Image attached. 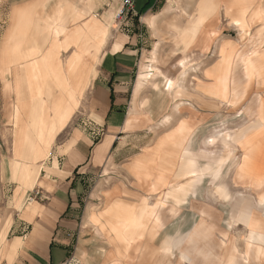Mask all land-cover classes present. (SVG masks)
<instances>
[{
    "label": "crops",
    "instance_id": "crops-1",
    "mask_svg": "<svg viewBox=\"0 0 264 264\" xmlns=\"http://www.w3.org/2000/svg\"><path fill=\"white\" fill-rule=\"evenodd\" d=\"M123 1L113 0L101 15L104 0H0V111L3 125L10 127L9 167L11 179L17 182L11 199L0 206V225L8 220L0 264H65L72 256L80 261L84 255L86 262L80 264H144L147 256L149 264H158L159 239L164 237L166 252L160 254L171 257L179 251L183 264H264V215L256 208L237 216L244 223V237L233 230L228 235L219 227L220 217L204 209L193 229L190 223L182 227L191 231L170 238L175 222L190 220L191 207L197 205L192 195L205 174L210 171L219 180L222 170L202 167L193 155L200 158L216 141L195 135L210 119L192 104L175 107L174 114L185 113L174 124L167 118L155 127L164 105L154 98L159 93L144 84L152 76L144 73L145 46L130 27L111 37L110 27ZM218 3L213 12L196 7L194 19L173 29H182L184 48L209 53L214 46L218 53L217 60L203 69V78L193 84L201 90L203 105L207 92L218 105L232 104L216 87L222 49L230 44L227 78L236 81V103L246 94L255 97L246 109L248 122L222 141L240 154L232 173L234 184L263 204L264 0ZM140 4L138 0L136 7ZM145 19L153 32L159 31L156 15ZM226 29L236 35L222 37ZM179 63L185 66L183 60ZM31 64L38 69L32 72ZM27 72L42 91L33 99ZM168 72L161 73L170 94L178 83ZM179 89L185 88L179 85ZM18 102L23 122L16 126ZM34 112L38 126L44 119L45 130L41 139H34L39 151L36 161L29 156L39 166L32 170L35 179L30 186L14 171V158L26 156L24 144L17 155L16 148L20 128L31 124ZM75 119L86 128L68 129ZM67 129L69 133L63 134ZM96 131L103 132L100 138ZM57 141L66 144L59 153L66 157L64 165L46 167L45 146L49 144L50 150ZM225 162L223 158L218 164ZM215 186L221 198L231 197L227 187ZM29 189H39L42 197L31 199ZM179 204L183 205L178 211ZM90 256L98 258L91 263Z\"/></svg>",
    "mask_w": 264,
    "mask_h": 264
},
{
    "label": "rangeland",
    "instance_id": "rangeland-1",
    "mask_svg": "<svg viewBox=\"0 0 264 264\" xmlns=\"http://www.w3.org/2000/svg\"><path fill=\"white\" fill-rule=\"evenodd\" d=\"M104 1L106 2V4L104 8L101 9V15L104 13V11L108 10V8L112 7L113 3V0ZM133 1L134 7L128 16H125L123 19H118V17L117 19L115 18L116 22L114 26L110 27L111 37L114 38L116 34L123 32L122 29L130 27L133 29V31L138 33L140 40L143 42V46H145V50L143 52V54H145L143 65L146 67V69L144 70V73L147 72L152 76L149 81L145 80L144 84L146 88L159 93L156 94L154 98L157 99V102L161 101V103H163L164 105V110L159 111V115L157 117V120L155 121V127L158 128L159 125L167 118H169V122L174 124V120L182 118V115L185 113V111H181L178 114H174L175 107L178 104H182L181 108H187L189 104H192V106H195L198 110H201L202 113H206L208 115V120L210 119L207 122L206 126L201 128V132H198L197 129L195 135H204L207 141H210L211 139L209 138L213 137L216 141L213 145L208 144L205 153L200 154V158H198V155H193L195 156L196 160L199 159V161H201L202 167H221L222 170V175L219 180H214V173L210 171L205 174V178L203 179V181H201L199 189L196 190V195H192V197H195V203L197 205L196 207L193 205L191 207L190 220H186L185 222L182 220L175 222L173 225V234L169 236L170 238H179L185 236V234L188 231H191L197 224V220H199L197 216L201 215V213H204L201 211L206 209L208 210V213L220 217L219 227H221L224 232L229 231L228 235H230L231 230H233L238 231L239 236L244 237L246 236L247 232L245 227L243 226L244 223L238 221L237 216H239L245 209H248L249 211V209L253 210V208H256L260 211V214L264 215V203L257 204L255 195L248 193V191H246L244 188L236 186L234 184L232 173L234 165L239 160L240 154L237 150L231 147H225L223 145L222 138L226 134L236 133L239 128L243 126V124L248 122L250 116L249 112H246V109L253 103V99L255 96L246 94L245 99H243V101L240 103H236L234 105L220 103V105H218L217 102H215L214 97L209 92H207L208 94L206 96V103L205 105H203L202 101L200 100L201 97L198 93L201 90H198V88H194L193 84L196 82L197 78H203V69L217 60L218 53L214 46L209 53L199 52L198 47H194L191 49L184 48L180 42V40H182L183 38L181 36L182 29H173V25L175 24H178L179 26H185L190 19H194L196 15V7L203 8L205 3L207 2L212 1L214 4H216L215 6L217 8V11L219 7L218 0H148L147 2L146 0H140V7H136L138 0ZM149 15H156L158 17V32H153V30L151 29L152 27L145 19ZM145 23L148 24V26H145ZM245 34H247L246 31ZM220 35L222 37L230 38L235 36L236 32H233L230 29H226L222 33H220ZM156 45H159V47L157 48V60H153L154 55L152 54V52L154 51ZM229 45L230 44H225L222 49L223 57L220 64L219 76L223 75L226 69L227 64L225 63V58L229 51H231L230 47H228ZM241 51L242 50H238V52ZM252 53L254 52L251 51V54ZM181 60H183L185 65L183 68L179 67V61ZM162 71H169L168 74L170 78L174 79V81L178 83L176 84L175 89L170 94L165 91V81L161 73ZM219 76L216 81V87L220 92V87L218 84ZM172 79H170L169 81H172ZM157 85L160 86V89L156 88ZM179 85H181V87L184 86L185 89H179ZM200 102L201 104H199ZM77 114L81 116L82 111L77 112ZM15 116L16 118H18V120H16L15 118L16 126L21 125L23 122V117L19 102L15 111ZM43 120L41 121V126H38L37 135L35 136L36 138L39 137L40 129L42 132L45 130V127H43ZM74 125L77 128H86L85 124L75 119L72 122V126L68 129H73ZM166 127L169 128V125H166ZM9 128L10 127L7 128L3 125L2 115L0 111V206H5L11 199L14 189H17V182L11 179L9 167V158L12 151V139L10 133L8 132ZM68 129L63 134L69 133ZM102 133V131H96L95 135L96 137L100 138ZM35 137H33V139L31 140L32 144L35 143ZM34 145L36 146V143ZM65 145V143L57 141L53 144L50 150L49 146H45V151L47 153L49 152V158L45 161L46 167H50L55 164V166H59L61 168L64 165L66 157L62 155L60 156L59 153ZM32 154L33 151H27L25 159L30 160L29 156H31ZM38 154L39 151L37 148L34 155L35 158L33 159L34 161H36ZM43 157H45V155H43ZM223 158L226 159L227 162L219 166L218 163ZM216 184L224 185L225 187H227L231 196L228 200H224L220 197V195L217 193V188L215 186ZM33 189H29V197L31 199L42 197V191L41 196L36 197L35 192L39 189ZM182 205L183 204H179L180 207H178V211L182 209ZM186 206L188 205H185V207ZM256 209H254L253 211H256ZM193 210L195 211L193 212ZM189 223L191 225L189 226L192 229L190 228V230L182 231V227H186ZM236 224L238 225L235 226ZM7 226L8 220L5 218V220L0 225V247H2L3 239L5 240L4 231ZM185 231L187 232L184 234ZM164 239L166 238L164 237L159 239V256L156 259L158 264H183L184 261L179 258V251H174V256L171 255V257L169 254H160L161 252H166L163 249L162 245ZM97 258L98 257L96 256H90L91 263L93 260H97ZM148 258L149 256H147L146 259L143 260L144 264H149L151 262ZM85 259L86 255L82 257L80 256V261L79 258L75 259L72 256L69 260H67L68 262L66 261L65 264H80V262L82 261L86 262ZM116 263L118 262L116 261Z\"/></svg>",
    "mask_w": 264,
    "mask_h": 264
},
{
    "label": "bare ground",
    "instance_id": "bare-ground-1",
    "mask_svg": "<svg viewBox=\"0 0 264 264\" xmlns=\"http://www.w3.org/2000/svg\"><path fill=\"white\" fill-rule=\"evenodd\" d=\"M215 5L216 4H214L211 1V2L205 3V5H204L203 8L206 7V11L207 12H213L214 10L217 9ZM153 24H155V23H153ZM181 36H182V33H181ZM212 36L215 37L216 36V33H213ZM230 57H231V52H229L227 54L226 58H225V63L227 64L226 65V69H225L224 74L221 75V76H219L218 84H219V87H220V95H221V97L223 99H225V100H228L230 103H232L234 105L238 101L237 94L234 93V90H235L234 89V83L236 81H235V79H231L230 80L229 78H227V76H230V71H231ZM31 66H32V64H31ZM36 66L33 65L31 67L33 69L32 70L29 69V70H31L32 72H34V70L38 69ZM253 66L254 65L251 64V65H249V68L252 70L253 69ZM249 68L247 67V70ZM27 71H28V69H27ZM29 74H30V72H29ZM26 75L28 76V78H31V76L29 77L28 72H27ZM32 76L34 77V75H32ZM34 78H31L30 79L31 81L29 83L30 84L29 91L31 89L30 92H32V95H31L32 99L38 97L41 94V92H42V91L40 92V85H39V83ZM41 78H42V76H41ZM28 82H29V79H28ZM168 85H169V82H168ZM230 91H232L233 95H230L229 94ZM39 92H40V94H39ZM37 120H38V113L37 112H34V114H32V117H31V124L27 127L25 125L26 123L25 124L23 123V125L21 126L20 132H19V143H18L17 148H16V151H17L16 152V155L22 150L23 144H24V147H25V152L31 150V151H33V154L31 156H34L35 155L37 146H35L34 144L36 142L34 144H32L31 143V140L33 139V137H35L37 135V131H38ZM43 124H44V120H43ZM43 134H44V131L42 132L41 129H40L39 137H37V138L41 139L42 136H43ZM48 145L49 144H46V146H48ZM32 170L33 171L34 170L37 171V170H39V168H38V166L36 164H34L33 160H31V158H30V160L25 159V158L20 159L17 156L14 158V171L15 172H20V177L22 179H24L25 184H28L30 186H31V184L33 183V181L35 179V175H34V173H33Z\"/></svg>",
    "mask_w": 264,
    "mask_h": 264
},
{
    "label": "built area",
    "instance_id": "built-area-1",
    "mask_svg": "<svg viewBox=\"0 0 264 264\" xmlns=\"http://www.w3.org/2000/svg\"><path fill=\"white\" fill-rule=\"evenodd\" d=\"M134 7L133 0H124L121 8L118 11L117 17L118 19H123L125 16H128ZM36 197L41 196V191L35 192Z\"/></svg>",
    "mask_w": 264,
    "mask_h": 264
},
{
    "label": "snow or ice",
    "instance_id": "snow-or-ice-1",
    "mask_svg": "<svg viewBox=\"0 0 264 264\" xmlns=\"http://www.w3.org/2000/svg\"><path fill=\"white\" fill-rule=\"evenodd\" d=\"M169 86H171V81H169ZM180 243H181L180 240L175 241L176 246H179Z\"/></svg>",
    "mask_w": 264,
    "mask_h": 264
},
{
    "label": "trees",
    "instance_id": "trees-1",
    "mask_svg": "<svg viewBox=\"0 0 264 264\" xmlns=\"http://www.w3.org/2000/svg\"><path fill=\"white\" fill-rule=\"evenodd\" d=\"M113 98V97H112Z\"/></svg>",
    "mask_w": 264,
    "mask_h": 264
}]
</instances>
